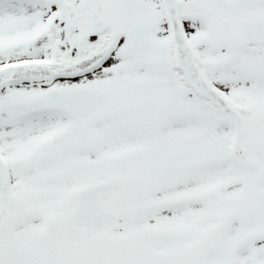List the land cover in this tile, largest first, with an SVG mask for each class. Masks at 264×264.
Wrapping results in <instances>:
<instances>
[{
    "label": "snow or ice",
    "instance_id": "obj_1",
    "mask_svg": "<svg viewBox=\"0 0 264 264\" xmlns=\"http://www.w3.org/2000/svg\"><path fill=\"white\" fill-rule=\"evenodd\" d=\"M0 264H264V0H0Z\"/></svg>",
    "mask_w": 264,
    "mask_h": 264
}]
</instances>
